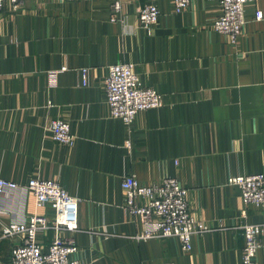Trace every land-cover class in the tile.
<instances>
[{"label": "crops", "instance_id": "crops-1", "mask_svg": "<svg viewBox=\"0 0 264 264\" xmlns=\"http://www.w3.org/2000/svg\"><path fill=\"white\" fill-rule=\"evenodd\" d=\"M120 2V10L113 4ZM155 2L161 16L152 30L139 10ZM264 0L246 8L236 42L213 23L216 0H6L0 12V177L22 186L53 178L77 199L73 259L84 264H242V226L261 223L264 208L244 202L229 178L264 172ZM137 65L145 86L164 105L139 112L132 126L110 115L109 66ZM62 117L75 143L49 130ZM144 184L175 177L188 188L196 220L208 229L186 252L176 237H162L127 206L122 181ZM35 213L55 216L22 187L0 195V264H11L18 238L5 224ZM155 222V220L153 221ZM152 235L145 237L147 231ZM51 230L42 234L48 246ZM258 264H264V231Z\"/></svg>", "mask_w": 264, "mask_h": 264}, {"label": "built area", "instance_id": "built-area-1", "mask_svg": "<svg viewBox=\"0 0 264 264\" xmlns=\"http://www.w3.org/2000/svg\"><path fill=\"white\" fill-rule=\"evenodd\" d=\"M6 0H0V12ZM17 7L24 0H12ZM72 1V0H63ZM221 6V14L213 27L225 34L234 43L242 34L247 23L246 8L253 0H216ZM191 0H174L176 9L181 11L190 5ZM120 2L113 4L114 10H120ZM161 16L159 6L147 2L139 10L140 24L147 30L158 25ZM264 13L256 10V19L262 20ZM106 101L110 115L122 119L132 126L137 114L143 110L164 105V99L156 89L145 86L137 65L133 62L111 64L105 78ZM49 130L53 138L62 144L73 145L75 135L68 120L58 117L51 121ZM230 184L239 186L245 203L264 208V172L236 175L229 178ZM25 187L31 191L39 206H51L55 216L35 213L23 220H13L5 224L3 236L18 238L20 243L13 248L11 264H84L71 256L76 251L73 239L65 237V230L78 228V202L61 183L53 178L34 176L26 185L0 177V195L8 191ZM127 206L132 214L139 215L145 223H153L162 237H176L182 249H193V236L208 229V225L196 220L188 200V188L175 177H167L155 184H142L135 174H128L122 181ZM155 220V222H153ZM245 236L242 264H258V252L262 247L261 223H247L242 226ZM54 237L48 246L41 242V235L49 231ZM153 232L147 231L145 237ZM166 264H177L168 261Z\"/></svg>", "mask_w": 264, "mask_h": 264}, {"label": "rangeland", "instance_id": "rangeland-1", "mask_svg": "<svg viewBox=\"0 0 264 264\" xmlns=\"http://www.w3.org/2000/svg\"><path fill=\"white\" fill-rule=\"evenodd\" d=\"M200 234V233H199Z\"/></svg>", "mask_w": 264, "mask_h": 264}]
</instances>
